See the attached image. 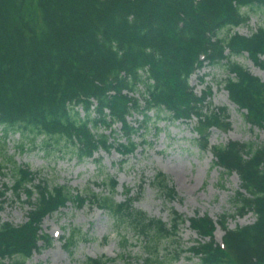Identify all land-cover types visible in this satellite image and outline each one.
Wrapping results in <instances>:
<instances>
[{
    "label": "trees",
    "instance_id": "obj_1",
    "mask_svg": "<svg viewBox=\"0 0 264 264\" xmlns=\"http://www.w3.org/2000/svg\"><path fill=\"white\" fill-rule=\"evenodd\" d=\"M253 5L264 7V0H0L2 134L19 133L30 144L41 141L44 146L61 137L78 160L99 149L126 156L138 147L134 138L139 130L146 131L160 112L170 121L194 114L199 149H210L214 165L225 174L238 175L237 211L255 216L234 228L227 227L225 214L215 221L208 214L186 218L174 210L164 221L136 208L130 188L124 187V200L115 201L113 177L107 192L50 185L6 155L0 177L5 162L15 166L11 184L0 183V211L8 190L24 193L29 209L21 224L0 216V264H26L41 248L39 240L49 245L42 221L68 203L97 206L134 231L145 250L140 264H172L183 253L196 256L199 264H264V144L230 140L211 145L210 129L230 125L227 108L206 107L207 92L197 95L189 84L203 60L225 66L221 83L228 97L244 110L249 124L264 126V79L236 59L246 52L264 68V23L248 35L221 33L247 23L251 16L245 8ZM134 112L142 119L129 121ZM115 123H120L123 140L105 132ZM153 184L168 197L176 195L161 171ZM186 220L198 237L184 248L179 226ZM217 224L224 230L222 243L215 239ZM81 234L72 228L64 245L73 247ZM130 251L120 255L127 259ZM109 260L87 257L83 264Z\"/></svg>",
    "mask_w": 264,
    "mask_h": 264
},
{
    "label": "rangeland",
    "instance_id": "obj_2",
    "mask_svg": "<svg viewBox=\"0 0 264 264\" xmlns=\"http://www.w3.org/2000/svg\"><path fill=\"white\" fill-rule=\"evenodd\" d=\"M250 13V20L231 29H222L248 35L258 24L264 23V7L253 5L245 8ZM264 57V56H263ZM236 59L252 74L264 79V68L255 64L246 52ZM227 69L223 65H210L203 60L189 79L194 91L207 92L205 105L208 108L226 107L230 125L228 129L212 128L210 144L226 143L230 140L264 144V126H255L247 122L243 109H239L229 100L227 91L221 83ZM137 95V94H136ZM149 115L153 114L150 110ZM160 119H152L146 131L137 135L134 140L138 144L135 152L121 156L115 149L105 151L99 149L92 157L78 160L67 147L65 139L59 137L51 141V146L41 143L42 136L36 138L38 145H32L19 133H11L7 137L0 132V162L6 155H11L16 164L27 166L38 172L48 184H66L73 189L107 192L110 178L117 181L113 193L115 201L124 200V187L130 188V194H136L133 205L142 209L149 216L168 221L175 210L185 217L208 214L215 221L223 214L226 225L234 228L253 222L252 211L240 214L236 207V192L240 180L233 172L225 174L220 166L214 165L211 151H201L197 145L196 119L174 120L166 118L160 112ZM130 121L142 119L140 113L128 117ZM110 137L123 140L120 124L115 123L105 130ZM55 138V137H54ZM145 140V141H143ZM23 145L20 148V145ZM61 151H57V149ZM4 176L0 183L11 184L12 171L15 165L5 162ZM157 171L166 174L167 183L173 186L176 195L168 197L155 187L154 176ZM5 201L0 211L1 220L21 224L27 219L28 203L24 193L14 195L10 190L5 193ZM3 197V198H4ZM55 211L44 218L41 231L48 232L53 238L51 244L41 247L26 260V264H83L87 257L108 256L106 264H140L145 255L144 245L128 226L118 225L112 216L96 206L68 203L67 207ZM72 228L81 229L82 234L76 244L68 248L64 236ZM180 235L183 247H187L198 235L188 226V221L180 224ZM215 232L220 241L223 229L218 224ZM61 237V238H60ZM126 240V241H125ZM126 242L127 246L123 243ZM164 245H162L163 248ZM130 251L132 257L123 258L124 250ZM164 250V249H163ZM4 264H10L5 260ZM172 264H199L196 256L183 253Z\"/></svg>",
    "mask_w": 264,
    "mask_h": 264
}]
</instances>
